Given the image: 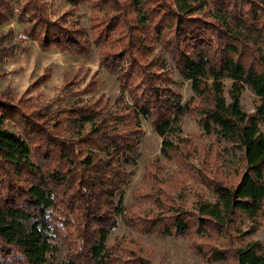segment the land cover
I'll use <instances>...</instances> for the list:
<instances>
[{
	"label": "trees",
	"instance_id": "16d2710c",
	"mask_svg": "<svg viewBox=\"0 0 264 264\" xmlns=\"http://www.w3.org/2000/svg\"><path fill=\"white\" fill-rule=\"evenodd\" d=\"M52 1L0 0V26L15 18L43 51L81 59L95 52L118 94L111 104L84 101L97 83L79 89L77 72L59 88L73 99L67 107L37 106L22 97L30 88L18 100L8 89L0 93V264H151L141 252L107 246L117 218L143 232L194 237L191 249L203 261L264 264V244L242 241L264 204V0H58L69 9L50 19ZM83 2L92 13L87 27L76 17ZM156 48L189 83L198 106L181 103L170 88ZM46 73L39 82L50 80ZM244 89L257 99L250 115L239 107ZM185 115L240 152L236 179L206 182L212 202L169 205L166 216L137 218L121 196L132 174L126 168L138 156L139 121L159 137L162 158L180 159L187 143L177 123ZM243 218L249 230H240Z\"/></svg>",
	"mask_w": 264,
	"mask_h": 264
},
{
	"label": "rangeland",
	"instance_id": "374dc122",
	"mask_svg": "<svg viewBox=\"0 0 264 264\" xmlns=\"http://www.w3.org/2000/svg\"><path fill=\"white\" fill-rule=\"evenodd\" d=\"M118 1L125 5V0ZM48 4L50 19H56L69 9L65 2L58 0ZM77 12L76 17L81 25L87 27L92 13L85 2L78 6ZM108 13L110 14L109 11ZM73 19L75 18L69 16L65 18L68 21ZM20 34L24 35L23 27L15 18L0 26V93L8 89L7 91L18 100L30 88L29 94L22 97L36 99L37 106L67 107L73 99L59 91V88L65 77L77 72V78L82 77L79 89L90 80L97 83L94 94L83 97L84 101L91 97H101L111 104L117 97V83L98 66L95 52L88 58L81 59L57 51H43L30 40H20ZM157 48L155 52L164 59L166 70L173 82L170 88L180 96L181 103L191 101L192 106H198L199 103L190 90L189 83L181 79L166 54L157 51ZM46 72L49 73L50 80L43 84L44 78L40 82L39 79L47 75ZM39 84L41 96L37 95V90L34 89ZM228 87L229 82H224L226 102ZM124 98L128 104L127 96ZM256 105L257 99L248 89H244L239 97L241 111L250 115ZM196 118L195 115H185L180 117L177 123L178 137L187 143L184 146L186 152L183 150L179 156L184 162L175 156L169 160L162 158L159 154V137L153 132L148 121H139L142 136L137 147L138 156L135 167L126 168L127 171H132V174L121 196V205L125 209H132L137 218H147L154 212H157L156 215L166 216L170 213L167 208L169 205L190 208L195 201L212 202L214 196L208 188L212 182L210 180L226 184L235 181L236 171L240 168V152L221 140L216 141L213 137L204 135L196 123ZM259 131L264 137V124L259 125ZM199 175L207 178L203 181ZM252 227L254 231L244 235L242 241H258L264 244V204L261 215L257 217ZM239 228L249 230L250 222L243 218ZM231 234L234 236L231 237V244L236 245L240 241L239 236L233 232ZM191 240L194 241V237L143 232L117 218L116 226L108 234L106 244L112 248H121L126 255L131 250L134 253L141 252L151 264H233L231 260L225 262L201 260L191 249ZM64 252V248H61V254Z\"/></svg>",
	"mask_w": 264,
	"mask_h": 264
},
{
	"label": "built area",
	"instance_id": "2783aa9c",
	"mask_svg": "<svg viewBox=\"0 0 264 264\" xmlns=\"http://www.w3.org/2000/svg\"><path fill=\"white\" fill-rule=\"evenodd\" d=\"M19 39L25 41L27 38L25 37V35L20 34V35H19Z\"/></svg>",
	"mask_w": 264,
	"mask_h": 264
}]
</instances>
